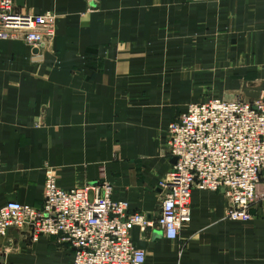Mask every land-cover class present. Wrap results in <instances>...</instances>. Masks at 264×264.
<instances>
[{
  "label": "crops",
  "instance_id": "1",
  "mask_svg": "<svg viewBox=\"0 0 264 264\" xmlns=\"http://www.w3.org/2000/svg\"><path fill=\"white\" fill-rule=\"evenodd\" d=\"M54 13L36 53L0 39V205L41 201L45 166L61 188L108 182L155 222L172 164L167 124L189 102L264 91V0H23ZM93 196V190H88ZM222 189H191L176 238L140 231L145 264H264V180L247 220ZM25 241L26 247L21 243ZM22 256L13 259L11 255ZM54 235L0 236V264H73Z\"/></svg>",
  "mask_w": 264,
  "mask_h": 264
},
{
  "label": "built area",
  "instance_id": "2",
  "mask_svg": "<svg viewBox=\"0 0 264 264\" xmlns=\"http://www.w3.org/2000/svg\"><path fill=\"white\" fill-rule=\"evenodd\" d=\"M23 0H0V39L20 37L37 48L54 35L50 10L20 9ZM36 52V53H37ZM167 151L175 157L159 179L161 192L155 222L128 202L112 199L111 184L61 188L54 167L45 166L41 201L30 205L7 200L0 205V236L24 230L30 240L54 235L73 252V264H145L146 253L132 239L156 224L176 238L191 218V189H222L228 199L225 217L247 220L264 180V91L251 101L239 97L189 102L167 124ZM93 190V196L88 190Z\"/></svg>",
  "mask_w": 264,
  "mask_h": 264
},
{
  "label": "water",
  "instance_id": "3",
  "mask_svg": "<svg viewBox=\"0 0 264 264\" xmlns=\"http://www.w3.org/2000/svg\"><path fill=\"white\" fill-rule=\"evenodd\" d=\"M32 52H37V48H32ZM175 157H172V162H174L175 161ZM131 233H132V239L134 240V242H135V245L137 246V247H140V248H145L146 247V244H147V242H146V240H144V239H141L139 236H140V228H139V226L138 225H134L133 227H132V230H131Z\"/></svg>",
  "mask_w": 264,
  "mask_h": 264
},
{
  "label": "rangeland",
  "instance_id": "4",
  "mask_svg": "<svg viewBox=\"0 0 264 264\" xmlns=\"http://www.w3.org/2000/svg\"><path fill=\"white\" fill-rule=\"evenodd\" d=\"M21 246L22 247H26L25 241H22ZM10 257L13 258V259H17V258L22 259V256L13 255V254Z\"/></svg>",
  "mask_w": 264,
  "mask_h": 264
}]
</instances>
